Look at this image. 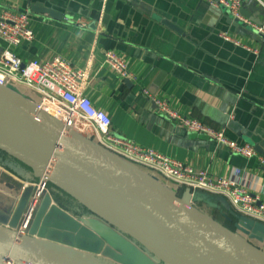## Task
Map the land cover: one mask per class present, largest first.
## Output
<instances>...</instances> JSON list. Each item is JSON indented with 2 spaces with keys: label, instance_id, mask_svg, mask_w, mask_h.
<instances>
[{
  "label": "crops",
  "instance_id": "obj_1",
  "mask_svg": "<svg viewBox=\"0 0 264 264\" xmlns=\"http://www.w3.org/2000/svg\"><path fill=\"white\" fill-rule=\"evenodd\" d=\"M35 1L63 18L31 12ZM246 3L257 7L250 19L264 23L261 6L253 0ZM0 6L27 12L32 19L34 42L16 49L24 60H48L58 55L78 69L89 70L86 93L110 116L113 134L207 170L212 176L233 178L264 202V166L256 159L232 154L208 137L188 132L159 114L154 102L142 94L147 89L169 99L180 114L224 130L230 139L264 149V41L252 29L251 36L236 38L257 50L261 63H254L248 54L217 37L223 28V14L212 9L209 0H0ZM79 18L88 23L87 28L77 25ZM164 21L174 23L183 33L165 26ZM106 51L121 55L136 80L129 79L131 84H127L104 66ZM226 115L234 128L224 126ZM6 158L7 164L0 162V171L17 181L24 192L34 179L32 172ZM160 181L184 195L183 189ZM21 196L16 197L14 208ZM89 253L97 259L101 251Z\"/></svg>",
  "mask_w": 264,
  "mask_h": 264
},
{
  "label": "water",
  "instance_id": "obj_2",
  "mask_svg": "<svg viewBox=\"0 0 264 264\" xmlns=\"http://www.w3.org/2000/svg\"><path fill=\"white\" fill-rule=\"evenodd\" d=\"M203 1L206 0H199L200 3ZM57 3L65 6L63 2ZM246 4L244 0L241 13L250 19L257 7H247ZM212 9H219L223 14V28L217 32V37L228 46L248 54L254 63H261L263 60L258 54L219 35L226 32L232 36L249 37L253 31L233 19L225 6H213ZM31 12L55 20L63 18V14L38 1L31 6ZM163 23L177 33H183L174 23ZM125 82L131 84L129 79ZM228 115L223 124L234 128ZM244 143L264 156L261 146ZM0 151L39 179L33 201L42 193L43 187L50 184L88 211V215L81 219L67 216L48 196L29 231L31 236L37 235L45 240L47 228L40 226L50 220L54 223V232L63 236L82 230L84 233L75 238L78 248L96 253L106 242L124 246L133 254L136 264H264L263 223L238 213L235 230L228 229L194 205L205 202L211 208L221 210L220 204L228 205L227 200L203 192H196L192 197L186 192L178 195L157 177L110 154L38 110L13 86H0ZM32 191V187L25 189L11 213V220L3 218V224L9 223L11 229L0 226V264H103L86 252L75 250L73 256L63 254L45 248L47 244L54 246L49 240L44 241L45 244H34L24 236L23 217L30 207ZM212 198L219 203L210 201ZM59 216L63 219L55 223ZM123 236L144 252L130 246Z\"/></svg>",
  "mask_w": 264,
  "mask_h": 264
},
{
  "label": "built area",
  "instance_id": "obj_3",
  "mask_svg": "<svg viewBox=\"0 0 264 264\" xmlns=\"http://www.w3.org/2000/svg\"><path fill=\"white\" fill-rule=\"evenodd\" d=\"M253 1L264 9V0ZM210 4L214 7L225 6L227 13L233 19L252 29L264 41V24L260 26L241 13L244 0H218V2L210 0ZM76 23L81 28L88 27V23L82 18ZM219 35L236 46L258 54L257 50L244 44L236 36L226 32ZM35 38L29 13L0 6V86L15 87L18 92L29 98L38 110L65 127L83 135L105 151L138 169L183 189L190 197L196 192H203L223 198L239 214L264 224V202L240 186L235 179L212 176L207 170L197 169L113 134L110 116L105 110L96 107L86 93L91 80L89 70L78 69L58 55L48 60H24L16 52V49L22 45L33 43ZM103 65L122 80H136L129 71L126 60L115 51L104 52ZM142 94L154 102L159 114L174 121L188 132L208 137L227 147L232 154L246 160L256 159L261 166H264V156L259 155L250 144L230 139L224 130L180 114L171 107L169 99L154 95L147 89H143ZM40 197L41 193L26 211V216L23 217V229L33 216Z\"/></svg>",
  "mask_w": 264,
  "mask_h": 264
},
{
  "label": "rangeland",
  "instance_id": "obj_4",
  "mask_svg": "<svg viewBox=\"0 0 264 264\" xmlns=\"http://www.w3.org/2000/svg\"><path fill=\"white\" fill-rule=\"evenodd\" d=\"M6 159H8L6 158V156L2 157L0 155V162H4L7 164ZM18 175H21V174H18ZM31 182L32 183H30L31 185L29 187H32L33 191L31 192V197L29 198L30 204L32 203L34 196L36 194V187L39 185V179L37 177H34V179H32ZM6 192L9 194V196H5ZM23 193L24 192H20L19 183H17V181L8 177L7 175H5L3 172L0 171V226H4L8 229H11L9 226V223L3 224V218H7L8 220H11L12 218L11 210L13 211L15 209L14 205L16 204V197H18L19 194L23 195ZM48 196L51 197L52 200L55 203H57V205L63 208L64 211L68 212V214H70L71 216H74V218L81 219L84 216L88 215V211H86L79 205L78 206L80 209L74 206L75 203L71 201L66 195H64L61 191L57 190L52 185L47 184L43 187L41 197L38 199V204L33 213V216L30 218L26 228L24 229V232H25L24 236L28 238V240L34 244H41V243L45 244L47 243V240H49L51 241V243H54V245L56 246L69 247L70 249H74L77 251L80 250L82 253H85V250L78 248V242L75 239L76 237L81 236V234L84 233L82 230H78L77 232L72 231V234L63 236V235H60L59 233L54 232L53 230L54 223L49 220L48 223H46L45 225L41 224L40 226V228L42 226L47 228L48 237L45 240H42L37 235L31 236L29 234V231L33 225V222L36 218L39 208ZM210 201H213L214 203H217V204L219 203L214 198L210 199ZM12 204L13 206H11ZM194 205L198 209H200L202 212H204L206 215L210 216L211 218L221 223L228 229L232 231L235 230L234 228V224L236 222L235 216H237L238 212H236L235 209L230 204L228 205L224 203L220 204L221 210L211 208L205 202L194 203ZM9 207H11V210H9ZM57 219L55 223H57L58 221H61L63 217L59 216ZM123 238L126 241L130 242V246L144 252V250L140 246L133 243L132 241H130L128 238L124 236ZM44 241L46 242L44 243ZM86 255L91 256L92 254L87 252ZM95 257L103 264H136L133 258L134 257L133 254L131 252H127L124 246L114 245V244L107 243V242L105 246L103 247V249L101 250L100 255L95 256Z\"/></svg>",
  "mask_w": 264,
  "mask_h": 264
},
{
  "label": "bare ground",
  "instance_id": "obj_5",
  "mask_svg": "<svg viewBox=\"0 0 264 264\" xmlns=\"http://www.w3.org/2000/svg\"><path fill=\"white\" fill-rule=\"evenodd\" d=\"M79 127H80V125H79ZM81 128V127H80ZM45 248L47 247V248H50V249H52V250H55V251H57V252H60V253H63V254H67V255H75V253H76V251L75 250H72V249H70V248H66V247H59V246H56V245H45L44 246ZM72 255V256H73Z\"/></svg>",
  "mask_w": 264,
  "mask_h": 264
},
{
  "label": "trees",
  "instance_id": "obj_6",
  "mask_svg": "<svg viewBox=\"0 0 264 264\" xmlns=\"http://www.w3.org/2000/svg\"><path fill=\"white\" fill-rule=\"evenodd\" d=\"M0 153H2L3 155L7 156L6 154H4L3 152L0 151ZM8 157V156H7ZM50 185V184H49ZM72 232V231H71Z\"/></svg>",
  "mask_w": 264,
  "mask_h": 264
}]
</instances>
